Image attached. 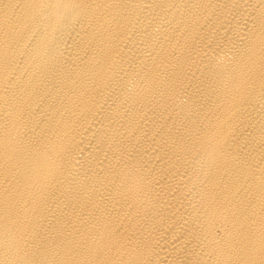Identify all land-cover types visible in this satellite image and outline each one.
Segmentation results:
<instances>
[{
  "label": "bare ground",
  "instance_id": "6f19581e",
  "mask_svg": "<svg viewBox=\"0 0 264 264\" xmlns=\"http://www.w3.org/2000/svg\"><path fill=\"white\" fill-rule=\"evenodd\" d=\"M0 264H264V0H0Z\"/></svg>",
  "mask_w": 264,
  "mask_h": 264
}]
</instances>
